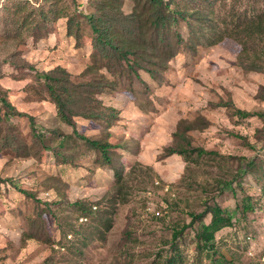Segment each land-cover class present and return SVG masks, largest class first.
<instances>
[{
	"label": "rangeland",
	"instance_id": "1",
	"mask_svg": "<svg viewBox=\"0 0 264 264\" xmlns=\"http://www.w3.org/2000/svg\"><path fill=\"white\" fill-rule=\"evenodd\" d=\"M13 1L0 0V95L8 89L9 101L26 115H11L0 102V264H263L264 33L240 51L242 61L232 38L223 45H183L162 73V84L141 72L150 85L146 92L138 80L124 78L121 86L130 85L135 102L123 91L100 96L120 112L114 126L75 117L81 135L118 145L110 150L118 180L58 118L54 104L37 100L46 92L36 72L60 66L78 81H95L92 73L83 76L92 64L102 72L84 18L98 0H79L77 12L71 0ZM44 2L53 24L41 39L46 46L31 54L34 37L44 32L35 26ZM263 7L264 0H214L204 9L209 30L229 35ZM133 8L132 0H124L127 14ZM59 10L75 13L73 37ZM179 30L188 38L184 22ZM235 108L249 114L238 115ZM180 119L207 123L186 133L192 147L207 152L187 164L179 155L163 154ZM62 135L69 137L68 146L60 149L53 141ZM48 144L64 154L44 149ZM214 205L232 220L215 233L217 254L201 248L194 227H184L191 214ZM208 222L210 216L201 219Z\"/></svg>",
	"mask_w": 264,
	"mask_h": 264
},
{
	"label": "trees",
	"instance_id": "2",
	"mask_svg": "<svg viewBox=\"0 0 264 264\" xmlns=\"http://www.w3.org/2000/svg\"><path fill=\"white\" fill-rule=\"evenodd\" d=\"M30 1L26 0L27 3ZM78 1L71 0V5L74 8L73 12L78 10ZM132 1L134 8L130 14L124 11V0H98L94 6L95 10L89 15H84L94 34V57L101 56L102 58V72L100 66L97 67L96 63L90 65L83 76L92 73L96 76L95 81H78L69 71L60 66L49 71L36 72L39 80L43 81L41 88L46 93L45 96L35 99L49 101L54 104L58 118L72 127L75 135H78L100 154L103 163L110 165V168L114 171V176L118 180L121 179V172L117 166L113 165L110 153V150L118 148V145L110 143L107 139L100 140L81 135L77 131L75 117L101 120L107 126H114L120 118V112L115 107L107 105L103 99H100V96L123 91L135 102V95L132 96L130 85L127 87L121 86L124 78L130 81L138 80L146 92L149 91L150 85L142 79L141 72L147 73L159 85L162 84V73L168 68L170 60L175 57L183 45L193 48L195 43H201V41L223 45L227 42L226 39L231 40L232 38L237 47V50L233 51L237 53V57L242 61V52L240 51L245 53L248 50L246 46L248 41L256 40L262 37L264 33V7L262 10L250 14L240 25L236 26V28H239L238 32L229 35H225L226 33L218 35L217 31L209 30L211 18L207 16L209 11L204 9L205 6L211 7L214 0ZM13 2L20 4V0ZM20 13L21 8L18 10V14ZM37 13L39 14V20H37L35 26L44 32L34 37L36 42L50 33L49 27L52 26L54 18L49 16V10L46 8L45 2L39 6ZM57 13H61V17L68 19L66 33L67 36L73 37L75 34L72 31V25L77 19L75 13H71L69 10H59ZM81 13L79 11L78 14ZM181 22H184L189 29L188 38H185L179 30ZM198 32L203 40H200ZM243 65H247L245 67L249 69H260L262 67L257 66L255 63L252 64L253 66L245 63ZM262 87L264 89V85H261V89ZM3 90L6 95H0L2 106L11 111V115H26V113L17 110L9 101L10 91L8 89ZM259 93V97L264 100V90ZM74 105H78L81 110L79 112L73 111ZM138 107L144 111L143 107ZM235 111L238 115L244 117L249 114L239 108H235ZM197 122L198 120H178L172 133L171 142L164 148V156L179 155L187 164L193 159V155L200 158L207 153L202 149H198V147H192L190 137L186 134L192 130H202L207 124L204 120H201V125L198 126L196 125ZM42 134L45 138L47 132ZM57 137L58 140L53 141V143H57L58 148L62 149L68 146V136ZM56 146L48 144L45 145L44 149H48L56 155L64 154ZM2 181L3 179L0 177V182ZM18 191L27 196L31 195V193L22 189ZM83 210H86V208L83 207ZM205 216H210V222L201 223V219ZM189 218L190 222L184 227H194L195 238L201 248L217 254L218 252L214 246L215 233L222 228L230 227L232 225L231 218L217 205L211 206L199 214H191ZM195 224L198 227H195ZM173 236L175 237V235Z\"/></svg>",
	"mask_w": 264,
	"mask_h": 264
},
{
	"label": "crops",
	"instance_id": "3",
	"mask_svg": "<svg viewBox=\"0 0 264 264\" xmlns=\"http://www.w3.org/2000/svg\"><path fill=\"white\" fill-rule=\"evenodd\" d=\"M55 38H56V37H52V38H50L49 41L51 42L52 40H55ZM45 46H46V41H45V40H41V41H38V42L34 43V48L32 47L33 51H32L31 54L37 53L38 50L44 48ZM28 59H29V62H30L31 64H34V63H32V61H33V56H32V55L29 56ZM12 96H13V95H11V97H12ZM10 102H11V101H10ZM11 103H12L13 106H15V107L17 106V105H15L14 102H11ZM16 108H17V110H21L18 106H17ZM116 109H117V108H116Z\"/></svg>",
	"mask_w": 264,
	"mask_h": 264
},
{
	"label": "built area",
	"instance_id": "4",
	"mask_svg": "<svg viewBox=\"0 0 264 264\" xmlns=\"http://www.w3.org/2000/svg\"><path fill=\"white\" fill-rule=\"evenodd\" d=\"M156 185H157V184H156ZM165 191L167 192V189H165ZM149 195H150V194H149ZM147 210H148V212H150V213H154L156 217H159L160 214H161L160 212H155V210H153L152 208H148ZM81 220H87V218H82ZM258 261H259L260 263H263V264H264V253H261V254L259 255V259H258Z\"/></svg>",
	"mask_w": 264,
	"mask_h": 264
}]
</instances>
